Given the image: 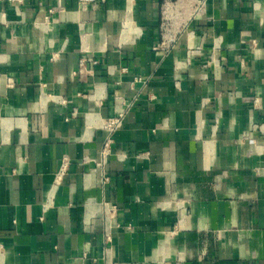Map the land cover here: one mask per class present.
Listing matches in <instances>:
<instances>
[{
  "label": "crops",
  "instance_id": "obj_1",
  "mask_svg": "<svg viewBox=\"0 0 264 264\" xmlns=\"http://www.w3.org/2000/svg\"><path fill=\"white\" fill-rule=\"evenodd\" d=\"M202 2L0 0V264H264V0Z\"/></svg>",
  "mask_w": 264,
  "mask_h": 264
},
{
  "label": "built area",
  "instance_id": "obj_2",
  "mask_svg": "<svg viewBox=\"0 0 264 264\" xmlns=\"http://www.w3.org/2000/svg\"><path fill=\"white\" fill-rule=\"evenodd\" d=\"M9 1H11V2H15V3H21L23 0H9ZM201 2H202V0H201ZM200 3V2H199ZM203 3V2H202ZM202 3H201V5H202ZM200 5V6H201ZM199 6V7H200ZM181 14V11L180 10H176V12L172 9V7L171 6H167V7H165L164 8V10H163V22H162V24H163V26L164 27H169V26H171V24L173 23V21H175V20H177L180 16ZM119 123V121L118 120H112V121H110V123L108 124V128L110 129V130H112L113 129V127H115V125L116 124H118ZM109 143H110V139H107V142H106V148L108 147V145H109ZM107 149H104L103 150V152H102V162H104V160H105V158H106V155H107V151H106ZM101 163V162H100ZM63 169H64V167H63ZM104 179L106 180L107 179V177L105 176L104 177Z\"/></svg>",
  "mask_w": 264,
  "mask_h": 264
}]
</instances>
